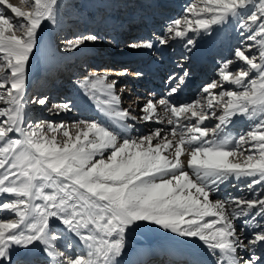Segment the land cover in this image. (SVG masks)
Wrapping results in <instances>:
<instances>
[{
    "label": "snow or ice",
    "instance_id": "snow-or-ice-1",
    "mask_svg": "<svg viewBox=\"0 0 264 264\" xmlns=\"http://www.w3.org/2000/svg\"><path fill=\"white\" fill-rule=\"evenodd\" d=\"M24 3L28 11L8 5L18 20L0 14V103L7 105L0 108V194L14 197L0 203V212L13 214L0 221V264H11L12 253L21 257L18 264H31L37 244L47 264H121L125 233L141 222L201 242L216 264H257L255 253L244 259L238 250L264 247V195L222 197L221 188L233 181L243 182L254 195L255 186L264 188V0H201L157 37L160 45L177 38L191 45L189 32L238 21L242 39L235 59L223 62L220 80L204 85L193 101L175 105L168 99L187 72L164 97L146 100L140 114L121 108L125 88L119 79L107 73L86 78L81 87L114 127L84 120L71 126L25 122L26 105L45 106L49 100L25 99L27 69L38 33L57 23L60 0ZM248 5L254 8L244 15ZM97 40L96 35L68 39L66 50ZM255 45L258 52L252 51ZM128 47L151 49L154 44L142 40ZM112 71L117 77L142 75L127 68ZM168 79L171 83L175 77ZM224 82L237 88H224ZM217 88L219 93L213 91ZM158 106L173 127L134 134L136 124L163 122ZM53 107L59 109L56 115L73 111L68 103ZM241 118L256 122L233 145L226 130ZM237 221H242L239 230ZM246 230L251 233L247 243L242 238Z\"/></svg>",
    "mask_w": 264,
    "mask_h": 264
},
{
    "label": "bare ground",
    "instance_id": "bare-ground-1",
    "mask_svg": "<svg viewBox=\"0 0 264 264\" xmlns=\"http://www.w3.org/2000/svg\"><path fill=\"white\" fill-rule=\"evenodd\" d=\"M72 1L74 0H64V2L60 0V9L62 10H59L57 23L47 24L43 31L38 33L37 47L30 58L27 69V94L31 91L33 81L38 73H43L42 77L46 80L31 94L33 97L47 96L49 100L45 106L37 105L32 110L30 106L26 105V123L29 122L28 118H30L32 123L39 121L65 122L71 126L76 121L84 120L96 122L102 126L114 127L109 118L100 110L102 106H98L97 101L86 93L85 88L81 87L82 82L93 75L89 71L93 65L98 66V69L101 65L104 67L99 75L107 73L110 78L119 79V87L125 88L124 93L121 95V108L134 110L135 114H140L139 108L143 106L146 100H158L164 97L167 91L178 82L179 77L183 76L184 72H187L188 76L185 77L179 91L168 97V99L175 105L193 101L205 84L202 82L207 80L208 77L211 80H220L219 67L226 60L235 59L234 50L239 46L242 39L239 36L238 21L231 20L223 25H213L208 31L200 29L198 32H189L188 36L193 40L191 45L186 43V38L169 40L168 44L160 45L157 37L161 36L162 27H167L172 20L187 15V8L194 3L201 4V0H168V2H165V0H87L84 5L85 16H80V12L74 11L72 5H70V3L73 4ZM8 5H11V3H8ZM245 9L242 11L244 12ZM63 15L67 16L63 18L61 17ZM82 23L85 26L83 34L88 35L90 29L102 35L99 40L100 43L98 42L99 44L95 47H80L67 54V56L64 55V59L66 57V60H64L63 56H59L56 49L58 43L63 42L56 43L55 38L59 36L60 32L63 34L64 31L66 34L64 39H67L73 35L70 29H77V26ZM111 35L114 38H111ZM131 35L137 37L133 42L151 40L154 47L137 50L129 48L128 45L133 43L128 40ZM63 36L65 37V35ZM248 43L253 42L249 41ZM64 44V47H68L66 42ZM125 44L126 47H123ZM168 47L173 49L170 55ZM111 48L114 49L111 50ZM259 48V45H255L252 51L258 52ZM81 62H88L89 64L85 73L83 72L84 67H81L75 71L76 73H73V77H71L73 79L67 85L62 84V81L67 82V76L71 69L76 68ZM182 62L187 63L190 69L187 70ZM239 63L243 64V62ZM233 67V65H230L229 70H233ZM122 68L129 69L131 73L140 72L142 75L139 77L134 75L117 77L116 73L112 71L113 69L119 70ZM252 75H256L254 70ZM170 76L175 77L171 83L168 79ZM224 88L236 89L237 86L224 82ZM213 91L219 93L221 89L217 88ZM129 98H132L130 104ZM63 103H68L73 111L67 114L61 112L60 115H56L59 109L53 107V105ZM49 105H52L51 110H47ZM3 107H7V105L0 103V108ZM157 113L162 117V123L136 124L134 134L147 133L153 128L170 130L173 125L167 123V117L163 115L161 106L157 107ZM241 121L226 130V134L233 138V145L235 144V138L248 131V124L256 122L255 120L247 121L243 118H241ZM184 122L187 123V121ZM214 123L215 121H205V124L209 126ZM71 132L75 135L76 129L72 128ZM55 135L58 142L65 139L59 133ZM185 158V156H182L181 160H185ZM186 170L192 171L191 169ZM233 184L235 186H232ZM46 191L50 190L46 189ZM227 195L255 199L264 195V188L259 185L255 186L254 195L251 190L244 187L243 182L233 181L221 188V196ZM10 199H14V197L0 194V203ZM11 218H13V214L6 210L0 212V221ZM236 223L239 230L242 221ZM242 238L247 243V240L251 239V233L246 230ZM185 249L190 251L195 259L194 261H181L180 257L176 258L170 254L179 255ZM207 253L210 254L202 243L195 239L179 237L174 233H168L160 229L158 226L141 222L139 227L126 231L125 249L119 259L121 264H211L207 260L212 256H206L205 258ZM253 253L260 258L257 264H264V247L259 244L249 245L248 250L245 251L238 250V255L244 259L250 258ZM20 259V256L12 253L11 264H18ZM48 259L43 252V246L39 244L36 245L33 255L29 257L31 264H47ZM3 264H9V261H4Z\"/></svg>",
    "mask_w": 264,
    "mask_h": 264
},
{
    "label": "rangeland",
    "instance_id": "rangeland-1",
    "mask_svg": "<svg viewBox=\"0 0 264 264\" xmlns=\"http://www.w3.org/2000/svg\"><path fill=\"white\" fill-rule=\"evenodd\" d=\"M62 2H64V0H61ZM85 1H87V0H74V1H72L73 2V4H71L70 3V5H72V8L74 9V11H76V12H80L79 14H80V16H85L84 14H85V11H84V5H85ZM6 2H7V4H6ZM165 2H168V0H165ZM8 3L10 4L11 3V5H13V6H15V7H18V8H20L21 10H24V11H28L29 10V7H28V5H26L25 3H24V0H4V2L3 3H0V14H2V15H5V16H7V17H12V18H14L15 19V17H14V13H12L11 12V8H9L8 7ZM15 4V5H14ZM249 7L247 8V9H245L244 10V15H248V14H250V12L253 10V8H254V5H248ZM60 10H62V9H60ZM60 12V11H59ZM77 14V13H76ZM86 15H88V14H86ZM67 15H63V16H61V17H63V18H65ZM71 17V16H70ZM16 20H17V18H16ZM57 21H58V19H57ZM90 28V27H89ZM142 28V27H141ZM165 28H167V27H162V33H161V36L162 35H164V33H165ZM84 29H85V26H84V23H82V24H80L79 26H77V29H70V30H72V32H73V35L72 36H69L67 39H64V38H66V34L64 33V31H63V34H62V32H60V34H59V36H57L56 38H55V42L56 43H58V42H63V43H58V46H56L57 48V51H58V53H59V56H63V59H64V55L65 56H67V54H69V53H71V52H73V51H67L66 49H67V46L66 47H64V43L65 42H67V40L68 39H72V38H74L75 36H81L82 34H83V32H84ZM132 33H134V32H132ZM146 33V32H145ZM81 34V35H80ZM89 34H91V35H96V36H98V40L96 41V42H85V44L84 45H81L80 47L81 48H85V47H91V46H96V45H98L100 42H99V40H100V38L102 37V35H100L99 33H95L94 32V30H90L89 29ZM88 34V35H89ZM147 34V33H146ZM145 34V35H146ZM63 35H65V37L63 36ZM83 35H85V34H83ZM152 35H154L153 33H152ZM61 36V37H60ZM63 36V37H62ZM100 36V37H99ZM155 37V36H154ZM111 38H114V36L113 35H111ZM137 39V37L135 36V35H131V37H129V41H135ZM99 42V43H98ZM169 43V42H168ZM110 45H112V43H110ZM109 45V46H110ZM123 47H126V44L125 45H123ZM59 48V49H58ZM115 48V47H114ZM114 48H111V50L112 49H114ZM120 48V47H119ZM97 49V48H96ZM109 49H110V47H109ZM110 50V51H111ZM168 52H169V55L173 52V49L172 48H169L168 47ZM63 54V55H62ZM70 56V55H69ZM70 58H73V57H70ZM64 60H66V57H65V59ZM64 62V61H63ZM62 62V63H63ZM61 63V64H62ZM67 64H71V63H67ZM66 64V65H67ZM65 65V67H67ZM81 67H84V68H88L89 66H88V62L87 63H85V62H81L80 64H78L77 65V68H73L74 70L73 71H76V69L78 70L79 68H81ZM245 67V66H244ZM247 67V66H246ZM104 67L101 65V66H99V69H98V66H95V65H93V66H91L90 67V72H92L93 74H99V72L101 71V69H103ZM96 69H98V70H96ZM89 71H88V73H89ZM44 72V71H43ZM84 73H85V71H83ZM59 73V72H58ZM57 73V74H58ZM67 74H68V71H67ZM43 76V73H38V75H37V77L35 78V80L33 81L34 83H33V86L31 87V91H29V94H27V96L25 97V99L27 100V99H30V98H32L33 96H32V94L31 93H33L34 92V90L37 88V87H39L45 80H46V78H44V77H42ZM62 78V77H61ZM213 80H211L210 79V77H208V79L207 80H205V81H203L202 83L204 84V85H206V84H209V83H211ZM62 84H64V85H66V82H61ZM203 85V86H204ZM57 90V89H56ZM216 92V91H215ZM132 98H129V100H130V102H129V104L131 103V100ZM27 106H30V108H31V110L34 108V106L36 107L37 105L35 104H31V103H29ZM48 109L47 110H51L52 109V105H49L48 107H47ZM37 111V110H36ZM12 135H15V134H12ZM168 233H170V232H168ZM171 235V234H170Z\"/></svg>",
    "mask_w": 264,
    "mask_h": 264
}]
</instances>
